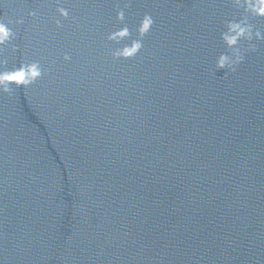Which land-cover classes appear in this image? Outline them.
<instances>
[{"label": "water", "instance_id": "95a60500", "mask_svg": "<svg viewBox=\"0 0 264 264\" xmlns=\"http://www.w3.org/2000/svg\"><path fill=\"white\" fill-rule=\"evenodd\" d=\"M241 15L233 0H0L16 34L0 70L42 69L0 92V264H264V41L215 68Z\"/></svg>", "mask_w": 264, "mask_h": 264}, {"label": "clouds", "instance_id": "9594fccd", "mask_svg": "<svg viewBox=\"0 0 264 264\" xmlns=\"http://www.w3.org/2000/svg\"><path fill=\"white\" fill-rule=\"evenodd\" d=\"M238 9L243 10V15L239 19L226 20L224 22V30L221 32V39L226 46V50L221 52L215 61L216 69H226V72H235L237 66L243 62L245 55L248 52L257 50L258 44L255 41H264V30L256 27L251 23V18L256 16L264 17V0H233ZM61 12L66 16L67 12L61 9ZM120 17H123V11L120 12ZM18 24L23 23V19L16 21ZM59 23V22H58ZM153 23L150 16H146L142 22L141 33L146 32ZM125 29L120 33L121 36L126 35ZM15 32L7 23L0 20V46L6 42H10L15 37ZM112 39L110 35L108 37ZM241 41L246 42V47L241 46ZM140 44H135L131 50L127 47L123 51L117 49L113 52V56H130L137 52ZM2 51V49H0ZM69 57L65 56V59ZM6 61L0 60V65ZM42 75V69L39 62L21 63L19 66H13L8 70H0V92L9 93L15 88L23 86L27 87L33 84Z\"/></svg>", "mask_w": 264, "mask_h": 264}]
</instances>
